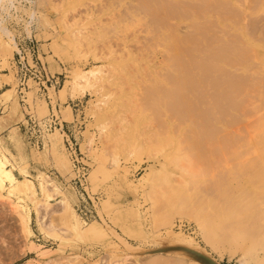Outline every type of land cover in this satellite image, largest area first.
I'll list each match as a JSON object with an SVG mask.
<instances>
[{
  "label": "rangeland",
  "instance_id": "374dc122",
  "mask_svg": "<svg viewBox=\"0 0 264 264\" xmlns=\"http://www.w3.org/2000/svg\"><path fill=\"white\" fill-rule=\"evenodd\" d=\"M39 3L40 20L32 28L27 24L31 10L27 2L18 4L16 11L12 9L11 17L4 14L22 53L6 54L8 65L2 66L5 54L0 47V94L11 92L10 97L13 96L10 102L0 99V129L9 124L17 127L0 135L2 142L18 161L27 162L35 183L38 184L40 174H49L82 220L111 224L117 234L126 238V243L139 251L128 249L112 232L110 241L103 237L69 241L65 237L62 240L60 234L57 237L42 233L33 207L31 226L35 234L24 238L26 233L6 197L0 199V237L5 239L0 243L1 264H49V260L74 254L86 258L81 259L83 264H93L104 253L108 259L110 252H140L143 262L159 258L160 263L171 264L175 259L173 253L178 250L167 243L171 225L175 232L182 230L199 242L190 248L201 256L198 260L243 264L245 259L250 260L251 253L264 256V66L258 59L259 55L264 56V0ZM173 38L174 57L168 52ZM255 44L261 45L259 52L255 51ZM33 60L39 61L53 78L47 83L48 88L27 69L28 64L33 66ZM100 65L113 73L103 93L91 87L73 97L69 85L74 74ZM172 69L183 73L180 80L172 76ZM165 96L173 99L168 115L164 110ZM98 103L105 108L97 112L94 107L98 108ZM53 113L65 123L66 134L49 129L47 123ZM186 116L193 124L191 132L181 128ZM30 117L35 124L28 121ZM220 121L226 123L223 129L219 128ZM34 125V131H29ZM102 130L109 135L101 137ZM67 134L77 144L88 167L87 192L74 183L73 160L64 142ZM118 134L123 143L118 144L117 137V143L112 139ZM38 137L40 146L36 142ZM145 137L144 149L141 142ZM130 150L134 153L130 154ZM115 156L119 159L117 167L111 164ZM163 164L170 181L165 171L164 176L156 174ZM120 173L125 178L117 175ZM147 173L152 179L156 174L155 187L151 181L150 184L138 180ZM130 179L132 185L126 183ZM145 190L151 191V199L145 197ZM53 202L51 209L42 208L48 223L64 215L59 213L62 206ZM28 203L33 206L31 201ZM202 228L208 243L201 234ZM123 231L128 232V237ZM32 240L36 248L29 245L28 250ZM182 252L196 258L186 250Z\"/></svg>",
  "mask_w": 264,
  "mask_h": 264
},
{
  "label": "bare ground",
  "instance_id": "6f19581e",
  "mask_svg": "<svg viewBox=\"0 0 264 264\" xmlns=\"http://www.w3.org/2000/svg\"><path fill=\"white\" fill-rule=\"evenodd\" d=\"M23 1L27 2L28 4H30V16H29V19H28V26L30 28H32V26L34 25V23L36 22H39L40 18L38 16V11L39 9H37V6L39 3L40 0H0V47L2 48L3 50V53L5 54L4 57V61L2 62L3 65L2 66H5V65H8V56L6 54H9L10 56H13L14 53L17 51V53H19L21 51V48L19 47V44L16 40V37L14 35V33L12 32V30L6 25V15H8V17L12 16L13 13H11V10L12 9H17L20 5L18 4H21ZM146 7V6H145ZM208 7V6H207ZM13 10V11H14ZM21 10V9H20ZM162 10V9H161ZM16 11V10H15ZM6 13V15L4 16V14ZM225 19V18H224ZM161 20V19H160ZM226 20V19H225ZM223 21V19H222ZM223 23V22H222ZM28 29V28H27ZM245 31V30H244ZM81 33V32H79ZM208 33V32H207ZM242 33V32H241ZM80 35V34H79ZM78 33H77V36H79ZM244 35V34H243ZM175 37V36H174ZM245 37V36H244ZM55 38V37H54ZM79 38V37H78ZM242 38V37H241ZM57 39V38H56ZM164 39V38H163ZM197 39V38H196ZM175 40L176 39H172L171 42L168 44V49H169V53L170 55L174 57V55L176 54V49H175ZM164 41V40H162ZM166 41V39H165ZM164 41V42H165ZM57 42V41H56ZM58 44L57 43V47H58ZM60 45V44H59ZM166 45V42L164 44V46ZM181 45V44H180ZM61 47V45L59 46ZM186 47V46H184ZM205 47V46H204ZM238 48H241V47H238ZM255 48L256 50L255 51H260V48L261 45L260 44H255ZM166 49V48H165ZM185 49V48H184ZM61 50V49H60ZM58 51V50H57ZM187 51V50H186ZM236 51V50H235ZM205 52V51H204ZM232 53V52H231ZM245 53V52H244ZM239 56V55H237ZM202 57V56H201ZM242 58V57H241ZM258 60L260 62V64H262V66H264V56L261 57V55L258 56ZM197 61V60H196ZM211 61V60H210ZM218 62V61H217ZM221 62H224V61H221ZM206 63V62H205ZM220 63V62H219ZM225 63V62H224ZM223 63V64H224ZM226 64V63H225ZM241 64V63H240ZM242 65V64H241ZM245 65V64H244ZM1 66V67H2ZM115 66V65H114ZM222 66V65H221ZM243 67V66H242ZM256 67V66H255ZM232 68V67H231ZM236 68V67H235ZM238 68V67H237ZM244 68V67H243ZM171 69V68H170ZM219 69V68H218ZM233 69V68H232ZM239 69H242V68H239ZM238 69V70H239ZM247 69V68H246ZM234 70V69H233ZM242 70H245L242 69ZM257 70H258V67H257ZM232 71V70H231ZM260 71V70H259ZM249 72V71H248ZM261 72V71H260ZM264 72V71H263ZM209 73V72H208ZM244 73V72H243ZM246 73V72H245ZM250 73V72H249ZM111 74H113L111 72V69L110 68H107V66L105 65H100V66H97L95 68H91V69H88V70H82L81 72H76L73 76V80L70 81V85H69V89H70V93L71 95L74 97L76 94H84L86 92V90L88 88H95V92H101L103 91V89L106 87V83L110 82L109 79L111 78ZM172 76L175 77V80H180V76L183 75V73H180L177 69H172ZM253 74V73H252ZM10 78H12V76H10ZM114 78V76L112 77ZM220 89V88H219ZM11 93V92H10ZM10 93L7 94V92H4V94H0V99H3V100H9V102L12 100V97H10ZM103 93V92H101ZM52 94V92H51ZM258 94V93H257ZM103 95V94H102ZM224 95V94H223ZM53 96V95H52ZM104 96V95H103ZM240 97V96H239ZM209 98V97H208ZM163 100V99H162ZM165 102H166V106L164 108V106H160V107H163L164 110H166V113L168 115V112H170L171 110L169 109V106L171 103H172V100L170 96H165L164 98ZM14 101V100H13ZM55 102V101H54ZM13 103V102H12ZM100 103V102H99ZM98 103V108L95 106H93L97 112L99 111V109L103 108L104 105L102 104H99ZM102 103V102H101ZM93 105V104H92ZM160 105V104H159ZM227 106V105H226ZM93 108V109H94ZM105 108V106H104ZM96 110H93L94 112H96ZM105 110V109H104ZM103 111V109L101 110ZM163 111V110H162ZM209 111V110H208ZM105 112V111H104ZM164 112V111H163ZM1 113H5V110L2 111ZM23 113V112H22ZM100 113V112H99ZM97 113V114H99ZM102 114V112H101ZM104 114V113H103ZM165 114V113H164ZM217 114V113H216ZM96 115V114H94ZM122 115V113H121ZM124 115V114H123ZM165 116V115H164ZM172 118L174 117L175 119V116L173 114V116H171ZM23 118V114H21V119ZM168 119V116L166 117ZM120 119H124L120 117ZM166 119V121H167ZM172 120L173 122L175 120ZM183 119V118H182ZM119 120V119H118ZM184 122H183V125L181 128H183L184 130L186 131H189L191 132L193 129V124H192V121H191V118L189 116H186L184 117ZM214 120V119H213ZM123 120H121L122 122ZM126 121V120H125ZM177 121V120H176ZM261 125L263 126L264 125V118L263 120H261ZM124 123V121H123ZM218 123H222L221 121L218 122ZM225 123V122H224ZM117 124V123H116ZM168 124V123H167ZM166 124V125H167ZM173 124V123H172ZM192 124V125H191ZM259 124V123H258ZM222 126H220L219 128L223 129V127H225V125L222 123L221 124ZM119 126H120V120H119ZM118 126V127H119ZM122 126V125H121ZM124 126V125H123ZM260 126H258V129L260 130L259 128ZM17 127H13L12 130H15ZM126 128V127H125ZM180 128V129H181ZM192 128V129H191ZM116 129H117V126H116ZM115 129V130H116ZM122 129V128H121ZM263 129V127L261 128ZM1 130V129H0ZM126 130V129H125ZM225 130V129H224ZM119 131H121L119 129ZM123 131H124V127H123ZM264 131V130H263ZM106 130H102L101 131V137H104L106 135ZM118 132V130L116 131V133ZM179 132V131H178ZM113 133H115L113 131ZM119 133V132H118ZM173 133V132H172ZM180 133V132H179ZM184 133V132H183ZM121 136L123 137L122 135V131L120 132ZM120 134L118 135H115L113 136L114 138H112L113 140L115 139V137L118 138V141L117 140H114V142H118V144H120L121 142L123 143L122 140H120ZM178 134V133H177ZM109 135V134H107ZM106 135V136H107ZM167 135V134H166ZM187 135V134H186ZM257 135V134H256ZM261 135V134H260ZM182 136V135H181ZM264 135H262V138H263ZM144 137V136H143ZM180 137V136H179ZM258 137V135H257ZM105 138V137H104ZM108 138V137H107ZM152 139V138H151ZM169 139V138H168ZM181 139V138H180ZM264 139V138H263ZM120 140V141H119ZM259 140V139H258ZM167 141V140H166ZM174 141V140H173ZM93 142V138L89 141V144H87L86 146V149L87 150H90V144H92ZM116 142V143H117ZM149 142V140H148ZM115 143V144H116ZM143 145H141V147L143 146L144 149L145 147L147 146V139L146 137L144 139H142V142H141ZM150 143V142H149ZM153 144V143H152ZM173 144V143H172ZM243 144V143H241ZM240 144V145H241ZM151 145V143H150ZM250 145V144H249ZM166 146V145H165ZM252 146V145H250ZM115 147H117V145H115ZM150 147V146H149ZM152 147V146H151ZM118 148V147H117ZM148 148V147H147ZM153 148V147H152ZM151 148V149H152ZM0 149H1V152H0V199H5L6 197L9 198L11 205L13 206V209L15 210L17 216H18V219L20 221V226L22 227V230L23 232L26 233V237L24 238H29L31 235H34V230L31 226L32 224V207L36 213V216H37V220H38V224H39V227H40V230L42 231V233H51V235L55 234L57 237H59L60 235H62L61 239L64 240L65 238H67L66 240H69V241H75V240H89V241H93V240H98V238L100 237H103V238H106L108 241H110L111 238H109V232H112L114 233L115 235H118L120 241L122 243H124L128 249H135V250H138V248H136V246H134L133 244H130V243H126L125 240L126 238L120 234H117L118 232H116V228L114 229V227L112 228L109 224H105V223H98V222H87L85 220H82V217L79 216V214L76 212V209L73 207V205L71 204V201L69 199V197L65 194V192H63V189L59 186V184L57 182H55V180L52 179V177L49 175V174H45V173H42L40 174L39 178H38V184L35 183L30 177L32 176L29 169L27 168V165H26V161H18V157L10 150V148L8 146H6L3 142H2V138L0 137ZM143 149V150H144ZM255 149V148H254ZM147 150V149H146ZM243 150V149H242ZM253 151V154L256 153V151L254 152ZM134 151L130 150V154H133ZM149 153V152H148ZM262 153V151H261ZM260 154V152H259ZM150 155V154H148ZM257 155V154H256ZM264 156V155H263ZM257 158H259L257 156ZM264 158V157H263ZM258 160V159H257ZM248 161V160H247ZM176 162V161H175ZM178 162V161H177ZM242 162V161H241ZM250 162V161H248ZM111 164L113 167H117L119 166V159L118 157H114L112 160H111ZM164 165V164H163ZM165 167V165H164ZM164 167H162V169H157L156 170V174L158 177H160L161 175L164 176L165 174L163 173V171H165L166 173V178H167V172H166V167H165V170L163 169ZM129 169V168H128ZM128 169L126 168V172L128 171ZM153 169V168H152ZM257 169V172H258V168ZM264 170V169H263ZM124 171V169H123ZM154 171V169H153ZM125 172V171H124ZM123 172V173H124ZM125 172V173H126ZM259 172L261 173V170H259ZM264 172V171H263ZM123 173H120V174H117L119 175L120 177L123 175V177L125 178L124 174ZM149 173V172H148ZM145 175V176H142L140 177V179H138L139 181H144V182H148L151 184V182H153L151 184L154 185V181L156 180V174L154 176V178L152 179V177H148V174ZM162 173V174H161ZM254 173H256L254 171ZM127 174V173H126ZM125 174V175H126ZM161 174V175H160ZM164 174V175H163ZM251 174V173H250ZM249 174V175H250ZM259 174V173H258ZM160 175V176H159ZM116 176V175H115ZM252 176V175H251ZM260 176V174H259ZM262 176H263V173H262ZM121 177V178H123ZM258 177V176H257ZM261 177V176H260ZM120 178V179H121ZM163 178V177H162ZM165 178V177H164ZM165 178V179H166ZM159 179V178H158ZM165 179H162V181H165ZM168 181H170L168 178H167ZM118 181V178L116 176L115 178V182ZM125 181V179H124ZM133 179L129 182H126V183H131L132 185V182ZM140 181V182H141ZM151 181V182H150ZM160 181V179H159ZM158 181V182H159ZM139 182V183H140ZM157 182V181H156ZM143 183V182H142ZM147 183V184H148ZM161 182H159V185H160ZM167 183V181H166ZM119 184V183H118ZM136 184V183H135ZM127 185V184H126ZM138 185V184H137ZM140 185V184H139ZM149 185V184H148ZM157 184V186H159ZM163 185V184H162ZM146 186V185H145ZM135 187V186H134ZM144 187V185H143ZM147 187V186H146ZM155 187V185H154ZM160 187V186H159ZM153 188V187H151ZM148 187V189H151ZM137 189V188H136ZM147 189V190H148ZM145 190V191H147ZM160 189L158 188V191ZM143 191V192H145ZM142 192V191H141ZM149 192V194H148ZM150 192L151 191H147V194L145 195V197L147 198H150ZM153 190H152V194H153ZM40 193H41V197H40ZM139 193V192H138ZM164 192L161 193V195L163 194ZM159 192L156 194V196H158ZM154 196H155V192H154ZM154 196H152V199H154ZM143 197V196H142ZM144 197V198H145ZM146 199V198H145ZM136 200V199H135ZM138 200V199H137ZM28 201H31L33 206H30ZM55 201V204H58L60 206H62V209L59 213H63L64 215L62 216V218L59 220L57 218L53 219L51 221V223L47 222L46 221V216L43 214V206L44 208L46 207V209H51L50 208V205H52V202ZM147 201V200H146ZM150 204H153L152 201H150ZM155 202H157L155 200ZM54 203V202H53ZM95 203V202H94ZM138 204L139 205V202H135V204ZM156 204V203H155ZM154 204V205H155ZM141 205V204H140ZM139 205V207H140ZM55 206V205H54ZM53 207V205L51 206ZM152 207V206H151ZM134 208V210L137 209V207H132ZM53 209V208H52ZM119 209H122V208H119ZM54 210H56L54 208ZM54 210H52L54 212ZM150 210V208H149ZM50 211V212H52ZM57 212V211H56ZM55 212V213H56ZM52 213H50L51 215ZM54 214V213H53ZM57 214V213H56ZM47 215V213H46ZM48 218V217H47ZM52 219V218H51ZM50 219V220H51ZM104 219V218H103ZM36 221V220H35ZM156 221H161V220H156ZM113 222V221H112ZM162 222V221H161ZM61 224H63V226H60ZM173 224V223H171ZM167 226H169V224H167ZM166 226V227H167ZM130 227V226H129ZM142 227V226H141ZM169 229L167 230V243L173 245L175 247V249H178L175 253L173 257H175L174 261L171 263V264H217L216 262L214 263L213 260H209V259H205V258H202L203 260H198L199 256L198 254H196L195 252H193L192 250H190L191 247H196L199 242L195 239V237L193 236H190L188 234H185L183 232H181V228H180V232H175L173 229H172V225L170 227H168ZM142 229V228H140ZM146 230V229H145ZM141 231V230H140ZM143 231V230H142ZM141 231V232H142ZM184 231V230H183ZM124 232V235L126 237H128V232L127 231H123ZM122 232V233H123ZM144 233H146L145 231H143ZM185 232V231H184ZM143 233V235H144ZM150 233V232H149ZM154 233V232H153ZM151 232V234H153ZM60 234V235H59ZM147 234V233H146ZM156 234V233H155ZM201 234L203 235L205 241L208 243L209 241L207 240V236L205 235V231L204 229L202 228L201 230ZM154 235V234H153ZM55 236V237H56ZM152 236V235H151ZM157 236V235H156ZM160 236V235H159ZM54 237V236H53ZM63 237H65L63 239ZM69 237V238H68ZM143 237V236H142ZM26 239V240H27ZM59 239V238H58ZM150 239V238H149ZM30 241V240H29ZM166 241V240H165ZM1 242H5V239L3 240V238L0 237V243ZM67 242V241H66ZM98 242V241H97ZM114 242V241H113ZM140 243V241H137ZM24 243V242H23ZM75 243V242H74ZM77 243V241H76ZM2 244V243H1ZM98 244V243H97ZM26 245V244H25ZM29 245L30 247H35L36 244L35 242L32 240L31 241V244H28V250H29ZM76 245V244H75ZM78 245H79V242H78ZM88 245V244H87ZM109 245V244H108ZM118 245V244H117ZM41 246V245H40ZM82 246V245H81ZM97 246V245H96ZM171 247V248H174V247ZM39 247V246H37ZM69 247V245H68ZM77 247V245L75 246ZM91 247V246H90ZM113 247V246H111ZM117 247V246H115ZM24 248V247H22ZM20 248V249H22ZM36 248V247H35ZM83 248V247H81ZM101 248V247H100ZM103 248V247H102ZM52 249V248H51ZM54 249V248H53ZM59 249H62V248H59ZM71 249V248H70ZM86 249V248H85ZM105 249V248H104ZM108 249V248H107ZM113 249H116V248H113ZM124 249V248H123ZM122 249V250H123ZM168 248H166V250H168ZM188 251L189 253H191L192 255H194L196 258H193V257H190L188 255H184L182 251L184 250ZM45 250V253L47 252L46 249ZM76 250V249H74ZM117 250H118V247H117ZM174 250V249H172ZM22 252L26 253L25 249H22L21 250ZM42 251V250H40ZM55 251V254L57 252V249L54 250ZM59 251V250H58ZM102 251V250H101ZM112 251V250H110ZM139 251V250H138ZM44 251H42L43 253ZM79 252V251H78ZM89 252V251H87ZM94 252V251H93ZM107 252V250H106ZM39 253V252H38ZM41 253V254H42ZM81 253V252H80ZM92 253V252H90ZM96 253V252H94ZM112 255H111V254ZM108 253V255L110 254V258L108 257V259H105V255H107V253L103 254V258H101L100 261L96 260L95 259V263L93 262V264H130V262L132 261V263H136V264H163V263H160L158 260L156 259H152V260H149V261H146V262H143V259L139 257V253L136 252V253H132V255H129V254H117V253H114L113 252H110ZM169 253V251H168ZM172 253V252H171ZM44 254V253H43ZM74 254V253H73ZM89 254V253H88ZM93 254V253H92ZM172 254V255H173ZM169 255V254H168ZM171 256V255H170ZM57 257V256H56ZM55 257V258H56ZM64 258H59V259H53L52 261L49 260V264H83L82 263V260L84 261L85 259L81 257V254H74V255H66V256H62ZM92 258V257H91ZM107 258V257H106ZM64 259V260H62ZM82 259V260H81ZM145 260V259H144ZM167 260V259H166ZM1 261H2V256L0 254V264H1ZM161 261V259H160ZM47 262V261H46ZM89 262V261H88ZM41 263V262H40ZM85 264L87 262H84ZM34 264V263H33ZM43 264H48V263H44ZM166 264V263H165ZM243 264H264V256H255L251 253L250 255V260L248 259H245L244 263Z\"/></svg>",
  "mask_w": 264,
  "mask_h": 264
},
{
  "label": "built area",
  "instance_id": "2783aa9c",
  "mask_svg": "<svg viewBox=\"0 0 264 264\" xmlns=\"http://www.w3.org/2000/svg\"><path fill=\"white\" fill-rule=\"evenodd\" d=\"M21 53H22V48H21V51L17 54L20 55ZM28 67H30V69ZM27 69L30 71V73H32V75H35L37 79L40 80V82L42 81V84L45 88H48L47 83L49 81L51 82L53 78H51L49 74H46L45 67L41 65L39 61L36 62L33 60V66H31V64H28ZM30 120H31L32 125L35 124L34 123L35 121L32 120L31 117L28 121ZM47 124L50 130H54V131L59 130L61 133H63V135L66 134V130L64 128V122L55 113L52 114V119ZM36 126L37 125H34V127H31L29 131H34L33 128H35ZM39 138L40 137H38V140L36 142L40 146L41 139ZM64 142H65V145L68 151L70 152L71 159L73 160L74 172L76 173L75 178H74L75 179L74 183L78 184L82 189L86 190V187H87L86 185L88 182L89 175H88V167L86 163L84 162L83 154L81 151H78L76 147L77 144L70 137V135L67 134V136H64ZM91 200L94 202L93 199ZM85 216H88V212L86 213Z\"/></svg>",
  "mask_w": 264,
  "mask_h": 264
},
{
  "label": "crops",
  "instance_id": "0c3cea01",
  "mask_svg": "<svg viewBox=\"0 0 264 264\" xmlns=\"http://www.w3.org/2000/svg\"><path fill=\"white\" fill-rule=\"evenodd\" d=\"M64 125H65V123H64ZM13 127H14V124L6 125L3 129L0 130V135H2L3 133H6L7 131L10 132Z\"/></svg>",
  "mask_w": 264,
  "mask_h": 264
}]
</instances>
